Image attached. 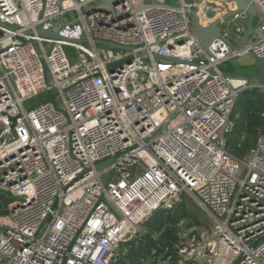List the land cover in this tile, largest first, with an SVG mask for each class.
<instances>
[{"label":"built area","instance_id":"2783aa9c","mask_svg":"<svg viewBox=\"0 0 264 264\" xmlns=\"http://www.w3.org/2000/svg\"><path fill=\"white\" fill-rule=\"evenodd\" d=\"M102 1L0 0V194L14 200L0 217V264H116L184 196L210 230L176 233L175 259L159 264H264V130L243 156L227 141L239 95L264 96V84L220 70L250 53L264 61V25L248 45L216 39L206 52L186 12L195 4L145 0L177 9L137 12L139 0H121L85 16ZM248 1L264 14V0ZM57 24V39L38 35Z\"/></svg>","mask_w":264,"mask_h":264},{"label":"water","instance_id":"95a60500","mask_svg":"<svg viewBox=\"0 0 264 264\" xmlns=\"http://www.w3.org/2000/svg\"><path fill=\"white\" fill-rule=\"evenodd\" d=\"M121 0H103L100 5L95 6L91 10H87L85 16H89L95 12H109L112 10V7L117 5ZM195 7L186 10V12L191 16L192 19V34L199 45L206 51L209 52V47L216 39H223L227 46L230 47L232 51L239 49L242 46L248 45L251 38L258 36L262 31V25H264V14H261L258 9L249 3L248 0H194ZM227 4H232L235 8L230 10L227 7ZM162 7V8H171L177 9L173 6L167 4H145V0H139L137 12L144 11L149 8ZM201 8V9H200ZM202 10L206 18L209 20L206 24L200 23L199 13ZM243 14L245 17L234 21V23L229 25V21L236 14ZM256 21V24H255ZM229 25V26H228ZM236 25H241L244 29L242 34H237L234 31ZM227 29L229 33V38H224L222 32ZM59 30L58 24L55 26V29L52 31H41L38 30L37 33L43 38H50L55 40L58 38L57 31ZM230 38H233L235 42H232ZM98 45H105L103 42H96ZM108 47L114 49H124L127 48L120 47L114 44H107ZM141 52L140 54H144ZM251 55V67L255 70V74L252 76L239 75L236 73L237 68L239 67V60L236 58L231 59L227 63L230 64L234 71L232 73L221 72L224 76L233 77V78H244L249 81H257L260 84H264V61L257 58L253 53ZM131 58H127L117 64H114L109 67V71H113L116 67H121L125 63H130ZM175 63H180L177 60H174ZM47 102L53 103L54 96L49 95ZM165 129V128H164ZM113 163V160H107L101 164L97 165V169L101 170L105 166Z\"/></svg>","mask_w":264,"mask_h":264},{"label":"trees","instance_id":"16d2710c","mask_svg":"<svg viewBox=\"0 0 264 264\" xmlns=\"http://www.w3.org/2000/svg\"><path fill=\"white\" fill-rule=\"evenodd\" d=\"M236 104L240 107V114L236 121L235 132L238 131V134L242 135L244 133L240 130L242 128L244 131L257 128L258 120L264 117V96L255 91H244L239 95ZM257 132L258 130L256 129V134ZM249 149L234 150L233 153L237 156H243ZM13 201L10 196L0 194V217L8 214V207ZM192 204L196 207L193 202ZM176 208L177 211L173 212L174 214L177 212L175 216H170L171 211L174 209L168 212L155 213L145 223L144 229L146 233L141 241L137 245L135 244L136 241L126 244L129 250L128 254L122 260L119 258L116 264H141L140 260L147 258L152 251L155 252L156 256L159 255L163 258L174 255L173 246L177 242L175 227L181 219H186L191 214L190 210L184 207L182 202ZM164 215L168 216L166 221L164 220ZM203 224L194 221L195 226H202ZM208 224L210 225L209 221Z\"/></svg>","mask_w":264,"mask_h":264},{"label":"rangeland","instance_id":"374dc122","mask_svg":"<svg viewBox=\"0 0 264 264\" xmlns=\"http://www.w3.org/2000/svg\"><path fill=\"white\" fill-rule=\"evenodd\" d=\"M147 1H152V0H147ZM163 1V0H162ZM167 2V0H165ZM73 17V16H71ZM70 17V18H71ZM256 24V21H255ZM230 40L232 42H235V40L233 38H230ZM252 40V38H251ZM35 50L37 51L38 54H40L38 47L36 46V44H33ZM46 52L48 51L49 47L46 45ZM104 46L102 45H98V48L101 49ZM105 48V47H104ZM65 53L67 55V57L69 59H71L74 56L73 50L70 48H66ZM251 55H244L239 59V67L236 70V73L239 75H245V76H252L255 74V70L251 67ZM251 83H255L254 80L251 81ZM250 91V90H249ZM46 99V95H40L30 101H28L27 103H25V108L26 110H30L33 107L39 105L40 103L44 102ZM237 106V104H236ZM234 109V113H233V117L236 118V121L239 118V114H240V107H236ZM258 127L254 128V129H250V130H245L242 128L240 129L241 132H244L242 135L244 137V140L242 141L241 134H238V131L235 132L234 135H232L231 137L227 138L228 141V150L231 152H234V150H246L249 149L250 147H252L255 144L256 138H257V134H256V129L259 130H264V117L260 118V120H258ZM239 144V145H238ZM248 151V150H247ZM247 153V152H246ZM102 181H106V177L102 178ZM182 203L184 204V207H186L187 209L190 210L191 214L190 217L186 218V219H181V221H179V223L176 225L175 227V233H181V234H186L189 238L190 237H195L198 238L200 237L202 234L209 232L210 230V225L208 224V219L204 213V211L197 205L196 207L193 206L192 201L187 197L184 196ZM180 204V203H179ZM177 211V208L174 209L173 211H171L170 216H175L176 213L174 214L173 212ZM168 216L164 215V220L166 221V218ZM194 221L199 222V223H204L202 226H195L194 225ZM206 222V223H205ZM210 223V222H209ZM178 225H180L183 229V231L180 230V228H178ZM146 230L144 229L143 233L139 236V238L136 240V245L139 241H141L142 237L145 235ZM128 247L125 245L124 247L121 248L120 252H119V256H120V260H122L124 258L125 255L128 254ZM172 256V259L174 260V255H170ZM169 257V256H168ZM134 259V258H132ZM162 259H166L163 258L162 256L159 255H155V252L152 251L149 256L145 259H141L140 262H144L147 264H159V262H162Z\"/></svg>","mask_w":264,"mask_h":264},{"label":"crops","instance_id":"0c3cea01","mask_svg":"<svg viewBox=\"0 0 264 264\" xmlns=\"http://www.w3.org/2000/svg\"><path fill=\"white\" fill-rule=\"evenodd\" d=\"M168 2H171L172 4H174L176 2V0H167ZM187 2H189L190 4H195L194 0H186ZM220 70L221 72L224 73H232L234 71V68L228 64V63H224L220 66Z\"/></svg>","mask_w":264,"mask_h":264},{"label":"bare ground","instance_id":"6f19581e","mask_svg":"<svg viewBox=\"0 0 264 264\" xmlns=\"http://www.w3.org/2000/svg\"><path fill=\"white\" fill-rule=\"evenodd\" d=\"M12 198V197H11Z\"/></svg>","mask_w":264,"mask_h":264}]
</instances>
